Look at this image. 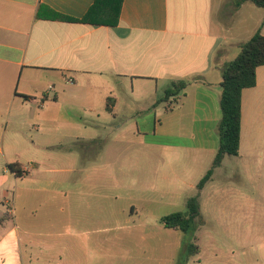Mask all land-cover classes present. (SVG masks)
<instances>
[{
  "label": "crops",
  "instance_id": "crops-1",
  "mask_svg": "<svg viewBox=\"0 0 264 264\" xmlns=\"http://www.w3.org/2000/svg\"><path fill=\"white\" fill-rule=\"evenodd\" d=\"M95 2L0 0V264H51L56 242L49 239L64 234L60 228L75 233L95 222L91 167L68 189L80 157L64 143L81 141L82 127L95 133L92 144L108 130L124 138L130 125L101 129L83 115L141 116L137 131L153 133L165 118L180 141L144 140L146 149L197 154L213 164L223 69L264 28L259 7L240 0H124L113 26L53 18L55 12L82 19ZM180 80L188 86L177 101L158 104ZM258 136L264 138V65L255 87L242 94L239 155ZM50 193L57 203H49ZM80 260L60 255L57 264Z\"/></svg>",
  "mask_w": 264,
  "mask_h": 264
},
{
  "label": "rangeland",
  "instance_id": "rangeland-1",
  "mask_svg": "<svg viewBox=\"0 0 264 264\" xmlns=\"http://www.w3.org/2000/svg\"><path fill=\"white\" fill-rule=\"evenodd\" d=\"M258 11L264 14V9ZM82 117L90 124L96 121L101 129L102 123L128 120L130 132L121 138L114 131H104V140L92 144L88 142L92 133L82 127L81 141L66 138V150L80 159L78 172L70 174L65 186L72 189L79 172L91 167L95 222L75 233L60 228L64 234L48 238L56 242L48 253L51 264H57L60 255L67 261L80 256V264H89V254L90 264H264L262 136L244 145L239 156H226L212 180L199 191L197 185L211 169L212 160L205 163L204 157L179 151L151 153L143 145L144 140L180 141L170 133L165 118L158 121V132L153 133L144 127L145 132L137 131L136 124L145 119L141 116L116 120L110 115ZM191 197H198L202 214L194 230L185 234L166 228L163 217L185 212ZM47 199L50 204L58 201L52 193ZM193 241L200 253L187 260L186 244Z\"/></svg>",
  "mask_w": 264,
  "mask_h": 264
},
{
  "label": "trees",
  "instance_id": "trees-1",
  "mask_svg": "<svg viewBox=\"0 0 264 264\" xmlns=\"http://www.w3.org/2000/svg\"><path fill=\"white\" fill-rule=\"evenodd\" d=\"M124 0H96L95 4L82 19H74L54 12V19L65 22H83L102 25H116L119 22L120 9ZM251 2L264 9V0H240ZM53 11V10H52ZM264 25V19L262 26ZM264 65V35L261 29L246 43L241 46L238 56L227 63L222 72L220 108L222 117L218 124L219 147L211 169L197 185L201 191L207 182L211 180L214 170L221 166L226 156H238L241 142L242 120V94L245 89L255 87L257 83V69ZM188 86L184 80L174 82L157 103H167L169 107L177 101L181 92ZM17 176L23 175L19 164L9 165ZM198 197H191L187 201L185 212H175L163 217L162 222L166 228L180 230L189 233L194 230L197 219L201 218ZM200 253L199 246L195 242L186 244V259Z\"/></svg>",
  "mask_w": 264,
  "mask_h": 264
},
{
  "label": "built area",
  "instance_id": "built-area-1",
  "mask_svg": "<svg viewBox=\"0 0 264 264\" xmlns=\"http://www.w3.org/2000/svg\"><path fill=\"white\" fill-rule=\"evenodd\" d=\"M9 211H12L11 209Z\"/></svg>",
  "mask_w": 264,
  "mask_h": 264
}]
</instances>
